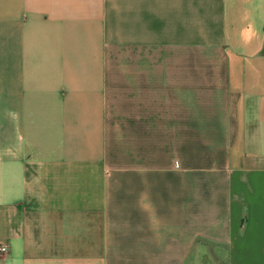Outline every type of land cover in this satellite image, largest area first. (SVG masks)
I'll return each mask as SVG.
<instances>
[{
	"label": "crops",
	"instance_id": "0c3cea01",
	"mask_svg": "<svg viewBox=\"0 0 264 264\" xmlns=\"http://www.w3.org/2000/svg\"><path fill=\"white\" fill-rule=\"evenodd\" d=\"M0 245L264 264V0H0Z\"/></svg>",
	"mask_w": 264,
	"mask_h": 264
},
{
	"label": "built area",
	"instance_id": "2783aa9c",
	"mask_svg": "<svg viewBox=\"0 0 264 264\" xmlns=\"http://www.w3.org/2000/svg\"><path fill=\"white\" fill-rule=\"evenodd\" d=\"M8 253V247L6 245H0V257L5 256Z\"/></svg>",
	"mask_w": 264,
	"mask_h": 264
},
{
	"label": "rangeland",
	"instance_id": "374dc122",
	"mask_svg": "<svg viewBox=\"0 0 264 264\" xmlns=\"http://www.w3.org/2000/svg\"><path fill=\"white\" fill-rule=\"evenodd\" d=\"M206 251H207L208 255H210V257L213 256V252H214V250H213V252H212V250H209V249L206 250ZM219 251L221 252V250H219ZM220 264H225V263H222V262H221Z\"/></svg>",
	"mask_w": 264,
	"mask_h": 264
}]
</instances>
